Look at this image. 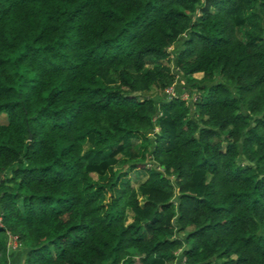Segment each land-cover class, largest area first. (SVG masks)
I'll return each mask as SVG.
<instances>
[{
    "label": "trees",
    "instance_id": "1",
    "mask_svg": "<svg viewBox=\"0 0 264 264\" xmlns=\"http://www.w3.org/2000/svg\"><path fill=\"white\" fill-rule=\"evenodd\" d=\"M8 236L20 264H264V0H0V264Z\"/></svg>",
    "mask_w": 264,
    "mask_h": 264
},
{
    "label": "rangeland",
    "instance_id": "2",
    "mask_svg": "<svg viewBox=\"0 0 264 264\" xmlns=\"http://www.w3.org/2000/svg\"><path fill=\"white\" fill-rule=\"evenodd\" d=\"M179 43H180V41L178 40L177 42H175V43H173V44H171L168 48L170 49V51H171V55H173V53H174V50H175V48H177L178 46H179ZM171 58H172V56H171ZM148 66H150V64H145V67H148ZM192 76H194L195 78H199L200 76H201V72H195V73H193L192 74ZM176 78H177V81H178V87L179 88H183V86H185L184 84H185V82H184V79H183V77H178V76H176ZM190 84H192V82L190 83ZM187 85V84H186ZM169 86V85H168ZM190 87H191V85H190ZM191 89H193L194 90V86H192L191 87ZM181 92H185L186 93V91H182V90H180ZM179 91V92H180ZM166 91H165V88L163 89V91L161 92V91H159V90H157V89H155L154 87L153 88H151L149 91H147V93H149V94H151V95H157V97H161V95H166V93H165ZM137 144H138V141H137V139H132V145L135 147V148H137ZM114 167H120V165H119V163H115L114 164ZM120 168H124V166H121ZM93 176H94V174H92ZM128 175L130 176V178H131V180H132V184H136L140 179H142L143 177H144V174H143V176H141V178H137V177H134V173L132 172V171H129L128 172ZM137 198H138V200H141L142 199V197L141 196H139V195H137ZM9 239V238H8ZM10 241V243L12 242L11 240H9ZM16 257H18V255L16 256ZM14 255H13V253H10L9 255L7 254V261H6V264H12V258H16ZM18 258H19V262H18ZM18 258H16V262L14 263V264H20V256L18 257Z\"/></svg>",
    "mask_w": 264,
    "mask_h": 264
},
{
    "label": "crops",
    "instance_id": "3",
    "mask_svg": "<svg viewBox=\"0 0 264 264\" xmlns=\"http://www.w3.org/2000/svg\"><path fill=\"white\" fill-rule=\"evenodd\" d=\"M127 219H129V217H127ZM8 247H10L9 249H7V254L9 255L10 253H13V255L16 257L18 255V257L20 256V262H21V259H22V251H21V248L20 246L17 244V242L15 240H12V236H8ZM11 240L12 242L10 243ZM21 252V254H20ZM16 257V258H18ZM16 258H12V264H14L16 262ZM18 262H19V258H18Z\"/></svg>",
    "mask_w": 264,
    "mask_h": 264
},
{
    "label": "built area",
    "instance_id": "4",
    "mask_svg": "<svg viewBox=\"0 0 264 264\" xmlns=\"http://www.w3.org/2000/svg\"><path fill=\"white\" fill-rule=\"evenodd\" d=\"M165 93H166V96L167 97H170V96H172V95H180L182 98H186V95H187V92L185 93V92H176L175 91V89H174V87H173V85L171 84V85H169V86H167V87H165ZM182 91H185V90H182ZM12 240H14V238L12 237Z\"/></svg>",
    "mask_w": 264,
    "mask_h": 264
}]
</instances>
